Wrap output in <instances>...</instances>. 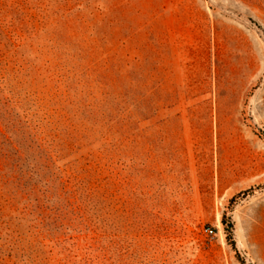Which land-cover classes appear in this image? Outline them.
I'll return each instance as SVG.
<instances>
[{"label": "rangeland", "instance_id": "374dc122", "mask_svg": "<svg viewBox=\"0 0 264 264\" xmlns=\"http://www.w3.org/2000/svg\"><path fill=\"white\" fill-rule=\"evenodd\" d=\"M0 264H264V0H0Z\"/></svg>", "mask_w": 264, "mask_h": 264}, {"label": "built area", "instance_id": "2783aa9c", "mask_svg": "<svg viewBox=\"0 0 264 264\" xmlns=\"http://www.w3.org/2000/svg\"><path fill=\"white\" fill-rule=\"evenodd\" d=\"M205 231H206L207 233H209V234L212 233V231H211L209 228H206Z\"/></svg>", "mask_w": 264, "mask_h": 264}]
</instances>
